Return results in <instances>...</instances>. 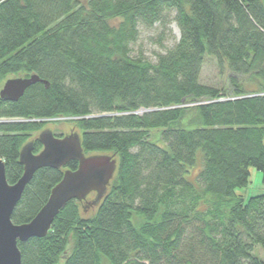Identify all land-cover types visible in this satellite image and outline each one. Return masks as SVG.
Segmentation results:
<instances>
[{"label":"trees","instance_id":"1","mask_svg":"<svg viewBox=\"0 0 264 264\" xmlns=\"http://www.w3.org/2000/svg\"><path fill=\"white\" fill-rule=\"evenodd\" d=\"M179 42L155 63L132 57L138 29ZM205 58L230 88L200 83ZM0 160L9 185L21 148L50 121L78 131L85 156L116 161L94 213L70 201L41 239L18 244L21 264H264V195L245 199L251 168L264 183V7L261 0H0ZM142 112V113H141ZM34 154L41 149L37 138ZM38 170L11 221L30 222L67 170Z\"/></svg>","mask_w":264,"mask_h":264},{"label":"water","instance_id":"2","mask_svg":"<svg viewBox=\"0 0 264 264\" xmlns=\"http://www.w3.org/2000/svg\"><path fill=\"white\" fill-rule=\"evenodd\" d=\"M261 3L264 7V0ZM36 83L43 84L45 88L49 86L35 75L8 79L0 90V99L17 102ZM37 141L41 150L36 154L33 152V142H28L21 148L19 164L23 173L15 184L7 183L4 163L0 160V264H21L18 244L45 237L55 217L68 202H81L91 193H95L96 200H99L116 170L113 156H85L78 134L55 138L50 128L42 132ZM70 162H76L77 168L64 172L61 181L51 190L46 203L35 217L26 224L12 223L13 211L33 175L44 168H64Z\"/></svg>","mask_w":264,"mask_h":264},{"label":"rangeland","instance_id":"3","mask_svg":"<svg viewBox=\"0 0 264 264\" xmlns=\"http://www.w3.org/2000/svg\"><path fill=\"white\" fill-rule=\"evenodd\" d=\"M168 23L165 27H161L159 24L153 26L151 29H144L140 27L138 29V39L134 44L129 46L132 57H142L148 62L155 63L159 55H164L168 50L173 49L179 42V31L173 21V14H168ZM227 68L225 65L219 67L213 58H205L201 74L200 83L206 86H211L217 89L230 88L227 82ZM142 113V112H141ZM47 130L52 129V133L63 134L68 136L70 134H78L75 126L70 122H65L62 119H57L47 123ZM40 132L34 133L31 136V140L38 138ZM28 141V142H31ZM27 142V143H28ZM103 156L104 154H95L91 156ZM250 178L248 186L240 190L239 193L248 199L254 196L264 195V183L262 181V175L255 169L249 170ZM96 199V194H89L83 201L80 202V210L82 217L91 216L95 207L93 201ZM253 255L264 262V252L260 247H255Z\"/></svg>","mask_w":264,"mask_h":264},{"label":"flooded vegetation","instance_id":"4","mask_svg":"<svg viewBox=\"0 0 264 264\" xmlns=\"http://www.w3.org/2000/svg\"><path fill=\"white\" fill-rule=\"evenodd\" d=\"M47 127H48V124H45V125H43L42 126V128L40 129V133H39V135L42 133V132H44V131H47ZM53 134V136L55 137V138H62V137H64V135L63 134H55V133H52ZM41 150V149H40Z\"/></svg>","mask_w":264,"mask_h":264}]
</instances>
